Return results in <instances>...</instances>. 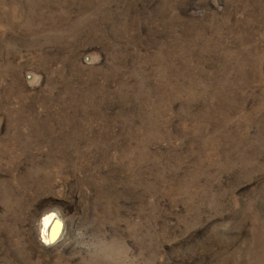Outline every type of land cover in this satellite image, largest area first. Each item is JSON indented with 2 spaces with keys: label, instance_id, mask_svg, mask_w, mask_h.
I'll return each instance as SVG.
<instances>
[{
  "label": "rangeland",
  "instance_id": "obj_1",
  "mask_svg": "<svg viewBox=\"0 0 264 264\" xmlns=\"http://www.w3.org/2000/svg\"><path fill=\"white\" fill-rule=\"evenodd\" d=\"M0 264H264V0H0Z\"/></svg>",
  "mask_w": 264,
  "mask_h": 264
},
{
  "label": "bare ground",
  "instance_id": "obj_2",
  "mask_svg": "<svg viewBox=\"0 0 264 264\" xmlns=\"http://www.w3.org/2000/svg\"><path fill=\"white\" fill-rule=\"evenodd\" d=\"M62 231L61 218L56 212L45 215L42 219V234L47 241H54Z\"/></svg>",
  "mask_w": 264,
  "mask_h": 264
}]
</instances>
